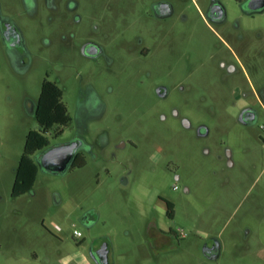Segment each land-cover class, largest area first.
Here are the masks:
<instances>
[{
	"label": "rangeland",
	"instance_id": "1",
	"mask_svg": "<svg viewBox=\"0 0 264 264\" xmlns=\"http://www.w3.org/2000/svg\"><path fill=\"white\" fill-rule=\"evenodd\" d=\"M72 1L73 9L67 0H2L25 64L0 33V264H96L91 252L105 243L111 264H264V102L230 93L246 80L264 90V12L220 0L226 22L239 26L211 25L245 67L228 76V46L200 15L212 0H168L174 14L160 20L152 0ZM89 42L101 56L83 53ZM46 78L72 116L63 134L48 132L51 146L79 139L87 164L39 168L32 191L13 197ZM245 103L256 108L253 123L240 119Z\"/></svg>",
	"mask_w": 264,
	"mask_h": 264
},
{
	"label": "flooded vegetation",
	"instance_id": "2",
	"mask_svg": "<svg viewBox=\"0 0 264 264\" xmlns=\"http://www.w3.org/2000/svg\"><path fill=\"white\" fill-rule=\"evenodd\" d=\"M67 1H69L68 3L70 5V8L73 9L75 7V3L72 0H67ZM26 2L32 3V0H26ZM240 2L243 4V5L241 4L242 11H244V13H246L248 15L254 16V14H256V13L264 12V10H254V11L249 10L247 8L248 0H241ZM174 11H175L174 6L170 1H168V0H152L151 14L156 19H159V20L161 18L167 19L174 14ZM2 14H3L2 0H0V33H1V36H2L3 40L7 43V45L10 46V48L15 50L20 55L21 64L24 65L25 64V62H24L25 61V52H24V49L22 46L23 43H22L21 34H20L19 30L17 29V27L12 22L2 18ZM200 15L203 17V19L207 23V25L218 35L220 41L224 42L228 46V49L230 52V56L228 57L229 60L228 61L222 60L220 62L221 69L224 70V72L228 76L233 75V74H239L240 72L244 71V69H245L244 60L242 59L241 54L236 49H234L230 45V43H228L222 37L221 33L216 31L214 29V27L211 25L212 23H215L218 25V27L221 30V24H222V26L223 25L225 26V27L223 26V28H222L225 31L227 29L232 30L234 28H238V26H239L238 24H236L235 25L236 27L233 28L231 25H229L226 22L227 11H226L224 5L220 2V0H212V1H210L205 12L200 11ZM183 19H186V17L184 16ZM139 45L141 47V55L142 56H149V54L151 52V48L146 46V44L143 43L142 40L140 41ZM83 53L87 57L98 58L103 53V48L96 43H90L89 42L83 46ZM180 90L186 91V88L184 86H180ZM156 91L160 97H166L168 95V89L163 85L156 86ZM230 93L232 94V97L234 99L235 98H245V97H248V95H254L260 101L264 102V90L258 91L257 88L252 83V81H249V80H246V83L243 82V84L241 82L240 83L239 82L234 83L230 89ZM92 100H93V105H94L95 111H100L102 108V102L97 98V96H93ZM240 111H241L240 112V119L244 123H253L257 120L258 113L256 111V108L251 103H245L241 107ZM173 113L175 115H178V111L176 109L173 110ZM252 120H253V122H251ZM73 141H77L81 145V148L74 154V156L71 160L69 169H73L72 167H73V164L75 163L77 155L80 153H83L82 150L86 147V145L79 139H76ZM45 149L46 148L39 150L34 154L33 157H34L37 164H38L37 158L42 157V153ZM38 167H39V165H38ZM45 172L52 173L50 171H45ZM52 174H57V173H52ZM31 191H29V192H31ZM32 194H33V192H32ZM166 201H169V200H166ZM163 235H164L163 231H161L160 233H157L155 231V233L153 234V236H155V237L156 236L157 237L163 236ZM214 246H216V247L219 246V243L218 242L214 243ZM100 249L101 248L97 249L94 252H97ZM110 264H111V262H110Z\"/></svg>",
	"mask_w": 264,
	"mask_h": 264
},
{
	"label": "trees",
	"instance_id": "3",
	"mask_svg": "<svg viewBox=\"0 0 264 264\" xmlns=\"http://www.w3.org/2000/svg\"><path fill=\"white\" fill-rule=\"evenodd\" d=\"M64 91L55 81L48 78L42 83L41 93L36 108V119L39 129L30 130L26 136L24 151L19 161L12 196L19 197L31 191L36 183L39 167L34 159V154L51 145L47 135L56 126L61 127L56 134L61 135L64 128L72 123V116L63 100ZM87 164L84 153L77 155L72 168L83 167ZM167 215L175 216V205L166 201Z\"/></svg>",
	"mask_w": 264,
	"mask_h": 264
},
{
	"label": "water",
	"instance_id": "4",
	"mask_svg": "<svg viewBox=\"0 0 264 264\" xmlns=\"http://www.w3.org/2000/svg\"><path fill=\"white\" fill-rule=\"evenodd\" d=\"M247 8L253 11L264 10V0H248ZM251 122H253V120ZM200 131L201 134H204L207 130L205 127H202ZM80 148L81 145L77 141L49 146L43 151L42 157L37 158L38 165L44 171L64 174L68 171L74 154ZM109 251L110 248L108 244L105 243L99 251H92L91 257L96 264H110ZM206 253L209 256L216 257L219 253V246H213V248L206 250Z\"/></svg>",
	"mask_w": 264,
	"mask_h": 264
},
{
	"label": "crops",
	"instance_id": "5",
	"mask_svg": "<svg viewBox=\"0 0 264 264\" xmlns=\"http://www.w3.org/2000/svg\"><path fill=\"white\" fill-rule=\"evenodd\" d=\"M155 231H156L157 233H160V232L163 231V230H162V229H156ZM163 232H164V231H163ZM108 246H109V245H108ZM80 258H81L83 264H89V260H88L87 258H85V257H83V256H81Z\"/></svg>",
	"mask_w": 264,
	"mask_h": 264
},
{
	"label": "built area",
	"instance_id": "6",
	"mask_svg": "<svg viewBox=\"0 0 264 264\" xmlns=\"http://www.w3.org/2000/svg\"><path fill=\"white\" fill-rule=\"evenodd\" d=\"M261 129H262V131L264 132V124L261 126ZM175 188H177V185L175 186ZM75 235H78V232L76 231L75 232ZM181 236H185V234L183 233V231H181Z\"/></svg>",
	"mask_w": 264,
	"mask_h": 264
}]
</instances>
